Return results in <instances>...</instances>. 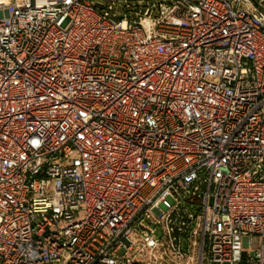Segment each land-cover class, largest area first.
Here are the masks:
<instances>
[{"label":"built area","instance_id":"built-area-1","mask_svg":"<svg viewBox=\"0 0 264 264\" xmlns=\"http://www.w3.org/2000/svg\"><path fill=\"white\" fill-rule=\"evenodd\" d=\"M0 264H264V0H0Z\"/></svg>","mask_w":264,"mask_h":264}]
</instances>
